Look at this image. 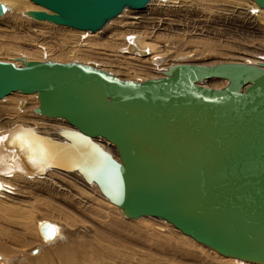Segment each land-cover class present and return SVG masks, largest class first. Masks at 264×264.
Listing matches in <instances>:
<instances>
[{"label": "water", "instance_id": "water-1", "mask_svg": "<svg viewBox=\"0 0 264 264\" xmlns=\"http://www.w3.org/2000/svg\"><path fill=\"white\" fill-rule=\"evenodd\" d=\"M30 1L45 9L25 10L32 19L97 32L151 0ZM8 9L0 2V17ZM20 61L0 60V99L36 94L34 113L70 126L63 140L17 133L20 151L40 147L39 159L25 157L31 169L78 172L127 219L156 218L224 257L264 264V61L173 63L144 80L92 62ZM212 78L227 83L202 84ZM40 230L56 233L47 221Z\"/></svg>", "mask_w": 264, "mask_h": 264}, {"label": "rangeland", "instance_id": "rangeland-1", "mask_svg": "<svg viewBox=\"0 0 264 264\" xmlns=\"http://www.w3.org/2000/svg\"><path fill=\"white\" fill-rule=\"evenodd\" d=\"M257 9L253 0H151L142 9H125L91 36L35 21L14 9L0 17V60L16 64L25 55L92 62L134 80L161 76L173 63H256L264 61V10ZM160 11H167V17ZM128 38L154 42L157 56L128 52ZM221 83L205 82L211 87ZM36 98L13 92L0 99V128L35 125L56 137L40 125L69 127L64 119L35 115ZM19 101H25L22 112L16 107ZM100 143L114 153L109 142ZM6 184L0 193V264H250L216 253L165 221L125 218L77 173L54 170L42 178H13ZM47 219L59 225L61 235L45 243L37 220Z\"/></svg>", "mask_w": 264, "mask_h": 264}, {"label": "bare ground", "instance_id": "bare-ground-1", "mask_svg": "<svg viewBox=\"0 0 264 264\" xmlns=\"http://www.w3.org/2000/svg\"><path fill=\"white\" fill-rule=\"evenodd\" d=\"M0 2H2L3 4H5L6 6H8V11L7 12H10L11 10L14 12L16 10H19L17 12H20V10L22 12V14L26 15L24 13L25 10H29V9H33V10H43L44 8H42L41 6L39 7H34L30 2L29 0H0ZM166 2V1H165ZM162 5V4H161ZM38 6V5H37ZM12 7V8H11ZM16 10H14V9ZM161 9V7H160ZM45 10V9H44ZM125 10V9H124ZM123 10V11H124ZM167 10V9H166ZM258 11H261V10H264L262 8H258L257 9ZM122 11V12H123ZM16 12V13H17ZM121 12V14H122ZM161 12V15H164L162 17H167V11H160ZM7 14V13H6ZM120 14V15H121ZM3 16V15H2ZM1 16V17H2ZM27 16V15H26ZM30 18V17H28ZM117 18V17H116ZM115 19V18H114ZM112 19V20H114ZM35 20V19H33ZM111 20V21H112ZM135 20V18H134ZM163 20V19H161ZM160 20V21H161ZM35 21H40V20H35ZM109 21V22H111ZM159 22H157V25H159ZM46 22V21H44ZM108 22V23H109ZM49 23V22H47ZM107 23V24H108ZM133 23H137L136 21H134ZM52 24V23H50ZM106 24V25H107ZM105 25V26H106ZM104 26V27H105ZM60 27H64V26H60ZM108 27V26H107ZM68 28V27H66ZM72 29V28H70ZM75 30V29H74ZM77 31H80V32H84L86 33V35L90 34L89 36H91V34L93 33H97V32H90V31H81V30H77ZM84 33H82L84 35ZM96 36V34H94ZM87 37L85 38L84 40H88L90 39V37ZM132 38V37H131ZM131 38H128V42H126V45L125 46L127 48V50H129L128 52H132V54H142V55H146V51H147V55H148V58H151V57H155L157 56L158 54V50H156V46H155V43L154 42H146L143 38H137L136 41H132ZM134 39V38H133ZM126 52V51H125ZM18 58V63H16V65H20L22 62L20 61L21 58H25V59H28L25 55L24 56H19L17 57ZM49 59V58H48ZM43 60V59H42ZM154 60V59H153ZM260 62V61H259ZM15 63V62H14ZM97 65V64H96ZM212 79H218V78H212ZM211 80V79H209ZM208 81V80H207ZM206 81H204L202 84L206 85L205 84ZM227 81L222 79V83L220 84V87L226 85ZM13 93V92H12ZM11 94V93H10ZM9 94V95H10ZM25 95H28V94H25ZM31 95H35L36 94H31ZM5 98H3L4 100ZM37 99V98H36ZM20 102H23V106L20 107ZM25 106V101H19L18 104L16 105L17 107V110L22 112L23 108ZM35 115H40V114H35ZM41 116V115H40ZM35 118H39L38 116H34ZM44 117V116H43ZM26 118V117H25ZM46 118V117H45ZM47 119V118H46ZM49 119H52V118H49ZM36 120V119H35ZM55 120V119H54ZM60 120H63V119H60ZM22 121V120H21ZM42 121V120H41ZM52 121V120H51ZM65 121V120H64ZM26 122V121H25ZM24 122V123H25ZM37 122V121H36ZM44 122V121H43ZM42 122V123H43ZM67 123V122H66ZM35 124V122L33 123ZM67 125H69L67 123ZM23 127H30L32 129H34L36 132L42 134V135H46V136H49V137H52L54 139H57V140H63L60 136H58V131L61 130V129H66V128H70L69 127H59V125L55 124V125H52V124H47V123H44L43 125H40V128L43 129V131L47 132V133H53L55 132V135L56 137H53V136H50L47 135L46 133L43 134L40 129L38 127H36L35 125H24V124H21V123H13L11 126H8V127H3V128H0V193L3 192L5 189H6V181L8 179H13V178H20V177H24L26 179H36V178H42L44 176H46L49 172L51 171H61V172H66V173H77L83 180L84 178L78 173V172H75V171H64V170H60V169H47L46 171L45 170H42V172H35V170L31 169V164H29L25 157L26 155L29 154V152L27 150H19V148H16L17 146H19L20 144L21 145H24V143H20L21 140H20V137L19 136H16L17 133L19 131H22ZM22 135V134H21ZM52 135V134H51ZM96 141L98 143H100L101 141H105L103 139H96ZM107 143V142H106ZM100 145L102 146V144L100 143ZM112 145V144H111ZM113 146V145H112ZM104 149H106L104 146H102ZM40 147L39 146H36L35 144H32V152L31 154H29L30 156L32 155L33 157L35 156L37 159H39V156L37 154L40 153ZM114 148V147H113ZM38 149H39V152H38ZM107 151H109L108 149H106ZM115 150V149H114ZM110 152V151H109ZM112 153V152H110ZM112 154H115V151L114 153ZM35 158V160H36ZM84 182H86L84 180ZM87 183V182H86ZM88 185H92V186H95L97 188L96 185L94 184H90V183H87ZM98 189V188H97ZM99 191V190H98ZM100 192V191H99ZM102 195V194H101ZM104 197V196H103ZM105 198V197H104ZM106 199V198H105ZM107 200V199H106ZM108 201V200H107ZM109 202V201H108ZM110 203V202H109ZM112 204V203H110ZM114 205V204H112ZM115 206V205H114ZM117 207V206H116ZM118 209V207H117ZM118 211L120 212V210L118 209ZM121 214V212H120ZM122 215V214H121ZM48 220V219H47ZM47 220H37V226H38V230L40 232V235L42 236V240L46 242H52L54 241L60 234V227L58 224L54 223V222H51V221H47ZM50 222V223H53L55 228H56V233H55V236L54 238H47L46 236H44V234H42L41 230H40V226L43 222ZM159 228V227H158ZM160 229V228H159ZM184 235V234H183ZM186 236V235H184ZM188 237V236H186ZM190 238V237H189ZM191 239V238H190ZM194 241V240H193ZM39 249V248H38ZM37 249V250H38ZM32 252H36V250H32ZM217 253V252H216ZM229 258V257H227ZM3 258L0 257V260H2ZM231 259V258H229ZM231 260H238V259H234L232 258ZM3 261V260H2ZM241 261V260H239ZM241 262H245V261H241ZM247 263H250V262H247ZM251 264V263H250ZM254 264V263H253Z\"/></svg>", "mask_w": 264, "mask_h": 264}]
</instances>
